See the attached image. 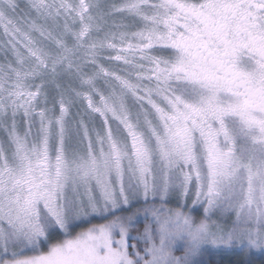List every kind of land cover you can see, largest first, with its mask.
Returning a JSON list of instances; mask_svg holds the SVG:
<instances>
[{
  "label": "snow or ice",
  "instance_id": "1",
  "mask_svg": "<svg viewBox=\"0 0 264 264\" xmlns=\"http://www.w3.org/2000/svg\"><path fill=\"white\" fill-rule=\"evenodd\" d=\"M0 264H264V0H0Z\"/></svg>",
  "mask_w": 264,
  "mask_h": 264
}]
</instances>
